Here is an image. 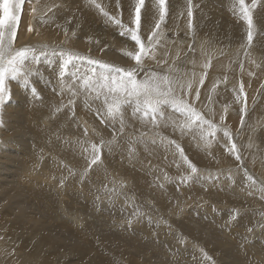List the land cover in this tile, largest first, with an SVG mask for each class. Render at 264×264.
<instances>
[{
  "label": "rangeland",
  "instance_id": "rangeland-1",
  "mask_svg": "<svg viewBox=\"0 0 264 264\" xmlns=\"http://www.w3.org/2000/svg\"><path fill=\"white\" fill-rule=\"evenodd\" d=\"M183 1L185 3L182 2L183 5H180V1L179 0H172V1L171 0H167V3H168L167 6H169L168 7L169 11L167 13V16L168 15L170 16L171 15L170 12L172 11V8H176V7H181V9H182L181 12L188 13L189 12V8L190 9L192 8L193 10L196 9V6L194 4H197V3L201 2V1H204V0H183ZM236 2L238 3V0H236ZM245 2H247V0ZM227 3L230 4L229 1H227ZM171 6H173V7H171ZM220 6L221 5H219L218 8ZM221 7L219 9L221 11H223V8H221ZM257 7L253 8V11H252V16H253L252 22H253V20L254 21L256 20V15L255 14H256ZM192 9H191V13H192ZM260 9H262V11L264 12L263 4H262L261 7L259 6V9H257V14L259 13L258 14L259 16L262 15V11ZM228 10H225L223 12L226 13V14H229L230 10L229 11ZM38 12H39V9L35 8V11H32V13L30 15L33 18H35L36 14H38ZM157 14H159V12H157ZM205 18H207V19H205ZM205 18H204V22L207 20L208 21V25L206 24L207 21L205 22L206 25L203 22V26H205L206 28L205 27L201 28V30H199V31H198V29H196L198 27L195 28L193 26L194 22L192 20H191V23H190V21L188 22L189 25L192 24L191 29H192V31L194 30L193 32L196 35V38L194 37L195 40H196V45H195L196 50L199 48L198 51H199V53L203 52L202 54H204V52L206 54H209L211 52L212 48H213L212 49L213 51L215 49L220 50L219 52H217L216 55L213 56V57H217V58L224 56V54H221V52H222L221 50H223L225 52H233V51H234V53L237 52V54H239V56L235 58L236 60L234 59V61H235L234 63L237 64V62L240 61L239 59H241L240 57L245 56L247 54L246 52L248 50V47H247L246 50L243 49L245 41L243 39L242 40L240 39V40H238V42L235 41L236 44L235 43L233 44L232 40H230V39L233 38V36H231L232 34H230V35L228 34L227 35V33H225V30H224L225 28L221 25V19L220 18H215V16H213V15H212V18H211V14H209V13H207ZM75 19H76V16H75ZM77 20H78V16H77ZM99 21L100 20H97L95 25L93 24L94 30H95V28L97 30V31H95L96 33L90 31V28L88 26L76 24L74 22L73 23H67L68 24V31L71 33L70 37L73 39V44L72 45L70 44V45L74 46V45L77 44L78 45L77 48H69V47H66V46H63L62 44H60L59 49H58V51H59L58 55L54 56V57L50 56L51 61L53 62L52 66H50V69H52V70H47V69L45 70V68L43 69V67H42L41 69H38V71H40V72H38V71L35 70V68H36L35 65H37L38 60L30 59L29 62H26L25 67H29L30 66L33 69V73L34 74L29 76V78H28L29 81H27V84L18 85L16 80H18L19 78L16 79V80H9L6 83V85H11L12 84V86H14V88H16L14 90V92L16 90H17L16 92H19V90L23 89V87L29 86L34 91L33 95H36V94L38 95L39 94L42 97L44 95H47V96L50 95L49 97L52 99V103H51L50 108H48L47 111H44V113L39 114V121L36 120V124H39L40 126L39 125L38 126L40 128H42L43 131H44L45 128H47V129H45V132H46V130H48V128L49 129L52 128L53 131H54L53 132V136L56 134L58 137L56 135L54 137H52V139H48L49 138L48 137L46 139V142L48 144L43 142V144L45 143L50 148H47L45 144H44L45 146L42 145V147L39 148V150H37V152H39L38 154L42 153V151H43L44 154L42 153V154L39 155L41 157H39L38 154L36 155V153L34 155L35 151H32L30 149H29L30 151H27V153L29 154V157H31V158L34 155L35 157H38L37 158L38 160L39 159L43 160V161L41 160L42 162L40 161L39 164H38V163H35L33 161V160L36 161V159L32 160L31 158H29L28 160H30V161L28 163L33 164V162H34L35 164H33V165L36 166V169L38 168L37 170H39L40 168L43 167L42 168V169H44L43 172L45 173L46 176L49 175V180L50 181L51 180H55V181H57V184L60 183V185H57V186H54V185H51V184L42 185L41 187L44 186L45 190L44 189L43 190L45 191V194H48L50 196L49 199H51L52 201H47V202L46 201H44V202L42 201V203H41L42 197H41V194H40L37 197V201H39V204L41 203V205L44 207V204L46 203L45 207H48V206H50V204L52 202L54 203V201H56L58 203L55 202L53 204V206H52V207L56 208V210L54 209L56 212L54 211L53 213L56 214L57 217L59 216L60 219L63 217L64 219L62 218V220H61L62 222L64 220V223H66L68 225H70V223H71L72 227L74 229H81L82 226H83L81 223L83 221H84V223L89 224V222H91V219H93L92 222L95 220L93 224L96 223V225H98V226L100 225L99 227L98 226L96 227L97 229L98 228L99 229L103 228V230L100 229L101 233L103 232V233L107 234L108 236H112V235L113 236H115V235L116 236H120L119 239L122 238V235H123V234H121V232L124 233L126 231V229H124V230L122 229L123 228L122 225H124V223H129L132 220V218L133 219L134 218L140 219L142 221L143 225L148 224V226H149L148 232H152L153 233V234H150V236L153 235V237L151 236L152 237V240H151L150 239L151 237L148 235L149 233L146 232L147 230L144 231V233H145V234H143L144 235V240L148 239V240L152 241L153 243H155L157 245H161L163 247V249H165V250H166L167 247H165L164 244L167 245V242L161 240V238L159 239L160 233L161 232H166L167 234H173L174 236L178 237L177 238L178 239L177 240V245L175 246V248L173 246L172 248H170L169 253H168V251H166L167 254L165 253L167 255V256L165 255L166 256L165 257L166 261L167 260L170 261L173 258V256H174L176 264H182V262H183V264H187L188 261H183V260H187V258L189 260H192L191 263L188 262V264H216V263L217 264L218 263L219 264H233L229 258H231L230 256H232V255L235 256L234 254H236V252L234 254H232V255L230 253L234 252L238 246L241 247V248L243 247V249H244L245 245H247V246L249 245L251 247H254V249L256 250L257 253L255 254V253L252 252L253 255L255 254L254 256L252 255V253L251 254L249 253L248 255L246 254V257L245 258L242 257V259H241L239 264H264V263H261V260H260L261 258L262 259L264 258V250H263L264 249V238L260 234H254L253 235V229H254L253 227H250L252 229V234L250 233V231L247 232L248 229L244 227V218L245 217L255 216L256 214H258V216H261V218H264V184L262 182L257 181L256 179H253L252 176L249 173L245 172V170L242 169V167H241L243 165V161L242 160H245V162L247 164L248 163H253V162L255 163V161H256L257 163H259L262 166L261 170H262V173L264 174V155H263L264 154V145H263L264 144L263 143L264 142V138H263V136H264L263 135L264 134L263 133V131H264V120H263L264 119V114H262V113H264V106H263V102L264 101H262V103H261V105L263 107H261L260 104L259 105L257 104L256 106H254L255 108L253 107L252 112H250L251 114L248 115V117H247V118H249L247 120H251V121H247L246 123L242 124V122L245 121L244 117H245V115L248 112L247 110L249 108H252V106L248 107V104L249 103L252 104V103H254V101L249 99V102L247 104V99H246L247 97H245L243 94L239 93V94H236V95L234 94L235 96L232 95L233 100H234V97H235V102H234L235 105H234L233 102H229L228 103L227 100L219 97L217 94H216L217 95L216 96L215 93H214L212 95H207V96H209L211 98L205 97V100L207 102H205V100L204 101L201 100L204 103L203 106L201 105L202 106V109H201V107L199 105H197V104H199L200 101L198 103H196L197 100H198V97L201 94H199L200 93L199 91H197L196 93L194 91L192 93L193 96L191 95L193 97L191 102H192V104H193V102H195L193 105L196 106L197 110L195 108L194 109L197 112H199L200 115L203 114L202 116L204 117V119L206 118L205 119L206 121H210L212 124H214L216 126L215 130H214V135H207V133L213 131V130L208 128L207 124H203V125H200V126L194 125L191 129L182 128L181 125H183L185 123V117L181 113L177 112L171 106H165V110L170 107L169 110L170 111L171 110L174 111V113L176 115H178V117H176L177 120L174 123H172V125H174L173 126L174 129L178 130L182 134L184 133L183 135H185V137L182 138L181 141L178 138H175L172 134L164 133V131H162V130L160 131L159 129H157V128L155 129L154 127L147 128V130H149V133L151 134L150 138H151V142L152 143L149 142L150 144L147 143V141H150V140L147 139L148 137L147 138L145 137L146 136L145 134H147V133L144 131V129H141V130L137 129L136 131H139V132L144 131L145 134H141L139 132H137V133H135V132H133V133L132 132H127V133H129V134H127L125 132L127 129H124L125 131L123 130L122 132L119 131V130L117 131V128H116L117 126H115V124L117 123V121L119 119H117V120L116 119H112L106 114L107 113V109H106V106L104 107L102 99H100V100L90 99V100L85 102V99H84L83 95H73V91L72 90H75L76 92H79L80 91L79 87H72V90H69L68 87L65 88V90L63 92V95H64L65 98L61 97L62 94L58 95L59 92L56 91V88L60 87V86L57 87V82L62 81V79H60V77H59L60 75L57 76L58 78L56 77L57 73L60 74V72H59L60 71V66L62 65L60 63V61L62 59V54L60 53V50H64L67 54H75V55H78V56L85 57V59L82 60L84 63H81L80 60H72L73 64L68 67L67 71L69 72V75H70L69 76V83H68L69 86L71 85V83L75 79H77L79 77H83L86 74H91L90 71H92L93 69L95 70V73H97V74H99L101 72H106V73L110 72L109 70H105V69L100 68L99 65L97 66V68H94V65L89 64L87 62L88 59L92 60V58H94L95 60L104 61L106 64H111L114 67H115V64L116 65H120V66H124V67H129L128 66L129 63H130L129 64L130 66L133 65L132 61H134V60H132L130 58L128 53H130V52L134 53V51L138 47L135 45V42L130 39V34L121 35V33L124 32L126 29H129V28H132V27L125 26L123 22H121V24L124 27H121L120 25H117V24H115L113 22L118 27L116 26L117 27L116 28L115 25H114L115 28L112 29V28L107 27L108 25L106 24L105 21H100V22ZM243 21H245V20L243 19ZM188 23H186V25H188ZM96 24H99V25H96ZM144 25H145V23H144ZM186 25L184 23L183 26L179 27L180 29L182 28V30L178 33L179 36H177L175 38L184 40V38L187 37L186 39H189L188 38L189 36L185 35L186 33L183 30L185 28L184 26H186ZM89 26L92 27L91 25H89ZM95 26H97V27H95ZM132 26L134 28L135 25L133 24ZM254 26H256V27H254ZM80 27L84 28V29L81 30V29H79ZM253 27H254V31L257 30V33H258L259 30H261L260 28H258L259 25H253ZM169 28L170 27H167V24H165L164 27H160L159 31L160 32L166 31ZM18 31H19V28L17 27V33H18ZM145 31H146V33L148 35L151 34V32H150V30L148 28ZM219 31L222 32V33H219ZM82 32H84V34H86L88 37L85 36ZM214 32H217V33H214ZM102 33H104V35ZM107 33H109V34L107 35ZM142 33H144V32L142 31ZM221 34H223V35L221 36ZM37 35H39L41 37V39L44 41L43 49L45 47H48L49 44H52V41L56 40L54 37L49 36L46 33H44V34L38 33L34 29V27H32L31 40H29L25 45L30 47V48H32V49H34V51H35V46H37L38 48H41V46H40L41 44L35 43V37ZM206 35L210 36L211 38L210 37L208 38ZM103 36H104V38H103ZM105 36H108V38H105ZM172 36L169 33V34L166 35V38H168L169 42L173 43L175 40L177 41V39H175ZM212 36H213V39H214L213 40L214 43L212 42ZM215 36H217V37H215ZM219 36H221V37H219ZM230 36L232 38H230ZM141 38H142V36H141ZM194 38H193V40H194ZM201 38L204 39V41L198 40V39H201ZM104 39L110 40V42L115 44V46L105 48L104 44L108 45V43L107 42H103V41H105ZM221 39H222V41H221ZM86 40L90 41L91 44L86 43L85 42ZM185 40H184V43H183L184 46H185V43H186ZM176 41H175V43H176ZM227 41H229V43ZM144 42H145V39H144ZM197 42H199V43L203 42V43H201L200 46H199V45H197L198 44ZM225 42H226V44L224 45ZM212 43H213V45H212ZM86 45H87V47H86ZM220 45H222V46L220 47ZM15 46L16 45L14 43L13 47H15ZM129 47H131V48H129ZM235 47L238 50L235 49ZM126 48L127 49L129 48V50H131V51L124 52L123 49H126ZM244 50H245V52H244ZM174 51L175 50H173V52ZM48 53L49 52H43V50H42V52L40 54H42L41 56L43 57V56H46V54H48ZM222 53H224V52H222ZM170 54H171V57H172L171 59H173L174 56L176 55L175 61L173 63V66L176 67L181 73H186L187 77H189V79L191 78L193 80V85L191 87V89H192L196 85V83H197L196 81H198V77H197L196 73L198 72L199 68L192 67L191 63L189 64V62H191V61L188 58H186L184 55H182V54L179 55L177 50H176V53H173V54H172V50L171 51L168 50L167 52L165 51L163 53V56H165L164 58H166ZM259 58L261 59V60L259 59V65H260L259 68L261 69V67L263 68L262 65L264 64V60H263L264 56L263 57H259ZM39 59L41 60V57ZM150 59H153V58H150ZM247 59L251 60L252 57L248 56ZM153 61H154V59H153ZM157 63H158V61L155 60V64H157ZM165 67H167V69H168L169 64H167ZM167 69L166 70L163 69V71H160V72L156 71L155 73H160L161 75H163L164 73H166ZM189 69L190 70L192 69L191 73H190ZM203 70H204L203 75L205 76L206 75V70L205 69H203ZM42 71H43V73H45L44 75L41 74ZM149 72H150V70L148 69V65H144V70L135 71V75H136V78L142 76V78L146 79V77L149 75ZM55 73H56V75H55ZM72 73H75L76 76L74 77L72 75ZM45 76H47V78ZM245 76H247V75H245ZM247 77H249V78L248 79L245 78V80L250 81V80H252L253 75L251 77L250 76H247ZM142 78L139 79V80H143ZM248 81H245V83H247ZM254 82H255V84L252 85V86H254V88H256L255 85L257 84V80L254 79ZM221 84L224 85L227 88V90H230V89H228L229 86H227L225 84L224 78H223V82H221L220 86H218L219 88L223 87ZM247 84L249 85V82ZM247 84H246V86H248ZM35 85H36V87L38 89L39 88L41 89L40 92H38L39 90L36 89ZM61 87H64V86H61ZM191 89L185 88L184 89L185 93L184 92L181 93L182 97H184V94L187 93V90L190 91ZM54 93H55L56 96L54 95ZM261 94L263 95L264 92H262ZM51 95L56 97V98L59 97V99H55ZM92 95L95 96L94 94H92ZM194 95H196V96H194ZM218 97L220 99H218ZM61 98H63V101H62ZM212 98L213 99L216 98L215 102H218L217 103L218 105L220 104L219 105L220 108H219L218 111L221 114L223 112L222 115H220L218 113V111H216V114L214 113V111L209 112L210 115H208V114H206L205 109H203L204 106L206 107L208 105L209 101ZM251 98L253 99V97H251ZM60 99H61V101H60ZM65 99H66V102H65ZM221 99H223V100L219 101ZM78 100H79V102H78ZM70 101H71V103H70ZM63 102H65L66 104L64 103V105H63ZM223 103H225V104H223ZM230 104H231V107H230ZM87 105H88V107H87ZM224 105H226V106H224ZM228 105H229V108H227ZM52 106H54V107H52ZM77 106H78V108H77ZM259 107L261 109L263 108L262 111H260ZM59 108H61L60 110L62 111L61 112L59 110L60 113L58 111ZM240 108H242V109H240ZM73 109H75L77 111L75 112V110H73ZM221 109H222V112L220 111ZM229 109H233V110H231L232 112L234 111L233 116L234 115L236 117L239 116L240 119L242 118V121L239 120L238 118H235V122L234 123L231 122L230 119L228 118L229 116H232V115H229V113H228L230 111ZM87 110H88V112H87ZM224 110H225V112H224ZM253 110L255 111L256 115L251 116V115H253L252 113H254ZM18 111H20V110H18ZM72 112H73V114L77 113V112L78 113L76 114V116H74L75 114L72 115L71 114ZM64 113H65V116L63 115ZM68 113L71 114L72 116L69 115ZM84 113L87 114V117H86V115ZM224 113L225 114L227 113L229 116L225 115ZM78 114H79V116H78ZM62 116H64V117H62ZM89 116H91V117L89 118ZM150 116H151V114H150ZM82 117H86V118H84V120H82L83 119ZM251 117H253L254 119L253 118L250 119ZM259 118H260V122H255V121H259L258 120ZM165 119L169 122V125H170V121L167 118H165ZM43 120H45V121L48 120L46 123L47 124L52 123L51 126L50 125L45 126V125L41 124ZM53 120H55V121H53ZM71 120H73V122ZM123 120L125 121V117L124 116H123ZM252 120H254L255 125H254ZM60 121H61V123H60ZM69 121H71V122H69ZM80 121H82V122H80ZM87 121H89L90 123L87 122ZM107 121H109V122H107ZM177 121H179V122H177ZM176 122H177L178 125L176 124ZM65 123L66 124L69 123V124H67V127H66ZM82 123H85L88 128H86ZM237 123L239 125H241V126L244 125L243 129L245 131L241 128V131L236 132L235 130H236L237 126H238ZM249 123H251V124H249ZM256 123H257V125H256ZM258 123H259V125H258ZM61 124H62V126L64 128L61 126ZM246 124L249 125V126L250 125H253V126L249 127ZM93 125H95V126L93 127ZM259 126H260V128H259ZM15 127H19V128L25 129L26 131H30L29 123L27 122L26 118L20 120V122L15 124ZM72 127H74V128H72ZM105 127H106V129H105ZM111 127H112V129H111ZM95 128H96V130H95ZM226 128L228 129L227 132L229 133V136L231 137V141H229L228 137L224 136V131H225ZM255 128H256V132H255ZM150 129H151V131H150ZM229 129H231V131H229ZM259 129H262V132ZM103 130L104 131L105 130L108 131V136H106V135H104V133H102ZM114 130H115V132H114ZM201 130H203L204 134L207 135V140L209 141V143H207V145H206L205 141L203 139H201V135H202V131ZM155 131H156V133H155ZM193 131H195V132L197 131L196 135L197 136L199 135V137H196L195 135H193ZM242 131H244V132H242ZM259 131H260V133H259ZM45 132H44V135H45ZM57 132L60 133L59 135H61V136H59L57 134ZM63 132L65 134H63ZM153 132H154V134H153ZM131 133L132 134L135 133V134L131 136L130 135ZM93 134H94V136H93ZM163 134H165L164 137H163ZM260 134H261V136H260ZM100 135H102V136H100ZM254 135H255V137H254ZM41 136L42 135H40V136L38 135V136H35L34 138L31 137V136H29L30 138L22 137L23 140L19 139V141H18L19 144L16 141H15V143H16L17 147H21L22 148L23 143H25V144H28L29 142L31 143L32 141L38 139ZM114 136L116 138L115 142L113 144H111L109 147H105V148L102 149V156H101L102 158H101V160L97 164L93 165L91 169H88V164H89V162H90V160L92 158V145L93 144L100 145L101 141H104L106 143V141L112 140ZM256 136H259L260 140H259V138H257V140H258L257 141L255 139ZM248 138H250V139H248ZM252 138H253V140L251 141ZM9 139H10V141L14 142V138H12L11 136H10ZM72 139H75V141H77V140L78 141L75 142ZM97 139H99V140H97ZM197 140H199V141H197ZM247 140H248V143L246 142ZM49 141H50V143H49ZM71 141H72V145L74 144L73 145L74 147H71ZM183 141H185L188 144H190L192 146V150L186 144L185 145H186L187 148L183 147L184 146V142ZM256 141L258 143H256ZM155 142H157V143H155ZM259 142L263 143V144H260ZM75 143H77V144H75ZM31 144H34V143H31ZM37 144H38L39 147L41 146L39 141H38ZM151 144H153V145H151ZM232 144L236 145V151L235 152L231 151ZM155 145H156L157 149H156ZM197 146H198V148L201 147L200 149L207 148V149H205L206 150L207 159H205L203 162H201V160L198 157V155H196L195 152H194L195 149L197 148ZM250 146H252L253 150H251ZM44 147H46V149ZM163 147L166 149V152L160 153L161 150L158 149V148H163ZM69 148H76V152H78V153H74L73 152L70 155H66L68 153ZM78 148H80V149H78ZM189 149L191 151H189ZM49 150H51V151H49ZM120 150H121V152H119ZM147 150H148V152H147ZM180 150H182L183 156L187 158V161L190 162L191 165H193V166H195L197 168L198 171H197L196 174L193 175V173H191V169L188 167V164L185 163L184 159L182 158ZM30 152H33V154L30 153ZM50 152L59 153L63 157L62 156L58 157L57 154H55V155L50 154ZM136 152H137V155H136ZM257 152H258V156L261 159L258 158V156L254 157L255 155H257ZM45 153H48V154H45ZM110 155H112L113 157L110 156ZM251 155H252V157H251ZM223 156H225V157H223ZM237 156H239V159H237ZM108 157H109V160L107 161ZM45 158H46V160L48 159L47 161H51V162H47L45 160ZM224 158L228 159V160H226V163L228 161V163H229L228 165H230L229 167L236 168V170L234 168H232V171L237 172L238 174H240V176H239L240 179L238 178V176H237L238 174L237 173H235V176L237 178L236 180H235V176H231L232 174L230 176H228V174L223 173V171H226L225 167L228 166L227 164L223 165L221 163ZM240 160L242 161V163H241ZM135 161H136L137 164L135 163ZM117 163H118L119 166H117ZM138 163L142 164L143 166L138 164ZM48 165H50V166L52 165V166L50 167ZM139 165L141 167H139ZM45 166L46 167L48 166L49 168L47 167V169H46ZM120 166L122 168H120ZM118 167L120 169H122V172H120V169ZM123 168H127V169H131V168L135 169V168H137V170L136 169L135 170L138 173H140V176H142V174H144V178L146 179L145 185L148 186V187H151V188H155L160 195H163L162 198H164L165 204H164V202H162L163 201L162 199L160 200L158 198V200H157V197L152 196V195H154V193H151L152 195L144 194L143 192H140L139 190H137V188H135L133 185H131L130 182L128 183L127 182L128 179L126 180V177L133 178L134 174L132 172H130V171H127L126 169L123 170ZM138 168H141V169L144 168V170L142 169L144 172L141 169H138ZM229 169H231V168H229ZM256 171L259 172V169L256 168ZM215 173H216V175H215ZM26 174H27L28 179H29V177H32V174H29L28 171H26ZM200 174L201 175H206V176H211L212 175V178H213L212 181L215 182L214 185H216V183L218 182V180H217L218 177L219 178L221 177L220 174H224V176H225L224 179L228 183H230L231 181H234L233 183L237 187H236V189H234V188L231 189L230 187H228L227 188L228 194L225 195V196H222V197L220 196L219 197V196H217V194L213 195L212 192H210V191H208L206 189L205 185H202V179L200 177ZM187 175L188 176L192 175V177L188 178ZM218 175H220V176H218ZM53 176H54V178H53ZM122 176H123V179H122ZM197 176H199V178ZM153 177H155V178H153ZM230 177H232L231 180H229ZM92 178L96 179V182L94 183L95 185H97V184L99 185L101 183L100 184L101 186L97 185V186L94 187V184L90 183L87 186L88 190H87V187H86L84 192L80 191L79 189H77L78 188L77 184H78L79 180H89L90 179L93 182ZM121 179L124 180V181H121ZM154 179L156 180L157 184H156L155 181H153ZM159 179L161 180L160 183H159V181H160ZM69 180H71L72 182L71 181L69 182ZM250 180L252 181V185L254 186V188H251L249 186L250 183H251ZM248 181H250V182H248ZM1 182H2V180H1ZM73 184L75 186H73ZM79 184H80V182H79ZM91 184H92V186H91ZM65 185H67V186L65 187ZM76 186H77V188H76ZM188 188H190L189 189L190 191L188 190ZM191 188H192V190L196 189L198 191L195 190V192H193L194 190L191 191ZM50 189L51 190L53 189V191H51ZM47 190H49V193L47 192ZM59 190H61L62 194H64V192H67V191L68 192L65 193L64 195H61V193H59V195L62 196L61 197L57 193V192H60ZM70 191L72 193H74V194H72V193L70 194ZM88 191H90V192L88 193ZM95 191H97V192H95ZM176 191H177V194L175 193V195L174 194L171 195V193L176 192ZM128 193H129V195H128ZM180 193H181V195H180ZM69 194H70V196H69ZM85 194L88 195V196H86ZM90 194H92V195H90ZM94 194H96V195H94ZM81 195L83 196V198L84 197L88 198L89 196H92L93 198L90 200V198H91L90 197L89 198L90 202L88 200V204H86V202H87L86 198L83 199V201H84L83 202L82 201V197H80ZM169 195H170L171 198L169 197ZM198 195H199L200 198L198 197ZM71 196L72 197H74V196L76 197L77 196L76 198L77 199L79 198V200L77 201V199H75L76 201L72 202V201H74V199ZM131 196H133V198L136 199V201L138 200L137 203H141L140 206H139L140 209L139 208L136 209V207H138L137 205H139V204L136 205V203H135L136 201ZM52 197H53V199H52ZM167 197H169V198H167ZM176 198H177V200H176ZM200 199L201 200L203 199V200L201 201ZM207 199H208V202H206ZM62 200H65L67 202H64ZM155 200H156V202H155ZM92 201H93V203L97 202V204H99V205H97V204L95 205L93 203L91 204ZM30 202L32 203V201H30ZM68 202H70V203H68ZM117 202L120 203V206H118ZM130 202L132 204L134 203L133 206H132V204ZM175 202H177V203H175ZM205 202H206V205L208 203V207H211L210 211H212V212L207 213V216L204 217L203 216L204 210L201 207H202V205L206 206ZM74 203L77 206H75ZM210 203H212V204H210ZM89 204L92 205V206L94 205V207L91 208V206ZM116 204H117V206H114ZM125 204H126L127 208L126 209L124 208V209L126 211L123 210L124 211V212L122 211L123 214L118 215L117 216L118 219H117V217H115V214H116L115 212L118 211V210L120 211V209H122V207H123L122 205L125 206ZM64 205H65V207H64ZM88 205H89V208H88ZM32 206L34 207V204ZM70 206H71L72 209L68 210V208H70ZM97 206H99V207L97 208ZM109 206H110V208H109ZM76 207H77V210H76ZM111 207L112 208L114 207L113 209H115V211L113 209H111ZM63 208L64 209L66 208L67 212L70 213L71 215L67 214V212H65L66 210H64ZM93 208H95L96 211ZM117 208H119V209L116 210ZM194 208H195V210H194ZM199 208H201V209H199ZM134 209H136V210L133 211ZM62 210L64 211V213H63ZM199 210H202V211H199ZM155 211H157V212L155 213ZM72 212H73V214H75L74 217L72 215ZM125 212L126 213L130 212L131 214L127 213V215H126ZM181 212H183V213H181ZM166 213H168V214H166ZM76 214H78V215H76ZM81 214L83 216H81ZM96 214H98V215H96ZM109 214H111L112 217L109 216ZM155 214H157V215H155ZM119 216H120V219H119ZM141 216H142V218H141ZM75 217H76V219H75ZM84 217H86V218H84ZM127 217H129V218H127ZM99 218H100V220H99ZM110 218H112V219H110ZM115 218H116V220H115ZM187 218H188V220H187ZM67 219H69L70 221L68 220L69 221L68 222ZM83 219H85V220H83ZM76 220H78V222ZM189 220L191 222L193 221L192 222L193 225L190 223ZM198 220H200V221H198ZM72 221L77 222V224L75 222H72ZM96 221H98V222H96ZM147 221H148V223H147ZM151 221H152L153 225H152ZM206 221H208V222H206ZM258 221H260V220H258ZM185 223H187V224L185 225ZM73 224H75L76 227ZM187 225L188 226L190 225V227L192 229L190 227L188 228ZM235 225L237 227H235ZM110 226L111 227L113 226V227L110 228ZM154 226L155 227L157 226V228H156L157 231H155V230L153 231V229H155ZM120 227H122V228H120ZM150 227L153 228V229H151ZM195 227H198L197 230L199 229V231H197ZM187 228L192 230L193 232L190 234V232H189L190 230L188 231ZM193 228H195V229H193ZM130 231H132V229ZM176 232H178V233H176ZM197 232H200L201 234H198ZM262 232H264V231L262 230ZM117 234H119V235H117ZM192 234L197 235V237L195 238V235L193 236ZM156 235L158 237H155ZM135 236L137 238L140 237L139 240H141V238L143 239V236H140L139 233L138 234L136 233ZM1 237H0V240L2 241L3 238H1ZM86 238L89 240L88 237H86ZM188 239H189V241H187ZM95 240H98L96 236H95ZM95 240L91 239V241L95 245L101 246L100 243L95 241ZM190 241H192V242H190ZM257 241H259V243ZM163 242H164V244H163ZM189 242H190L191 245L189 244ZM195 243H196V245H195ZM242 244H243V246H241ZM193 245H195V246H193ZM196 246H197L198 249H196ZM192 247L193 248L195 247V248L193 249ZM257 248H258V251H257ZM100 249H102V248H100ZM260 249H261L262 253L258 254V252H260ZM108 250H109V253H108L109 254V258L112 259L111 262L113 264H117V263L121 264V261H119V256L117 257V255H118L117 254V249L113 250V248H112V249H108ZM203 250H205V251L209 250V251L205 252ZM111 251H112L113 255L110 253ZM226 251H228V252H226ZM101 252H102L103 255L107 254V253H104L106 251H104L103 249H102ZM242 252L245 254L244 250ZM203 253H204V255H203ZM56 254H58L57 255L58 258H57V256H54ZM68 254L70 255V253H68ZM180 254H182V256ZM61 255H62V252L60 253V251H59V253L54 252L53 259L55 261H57V260L59 261ZM110 255H112V256H110ZM169 255L170 256L172 255L171 256L172 258H170ZM178 255H180V256H178ZM183 255L186 257V259H184ZM261 255H262V257H261ZM104 256H106V255H104ZM156 256L157 255H155L154 253H152V257L150 256L153 259L154 262H156V260H159L158 256L157 257ZM247 256L248 257L251 256V257L248 259ZM182 257H183V259H182ZM116 259H117V261H116ZM70 261H71L72 264H82V262H80L76 258H73ZM113 261H115V262H113ZM234 263H236V262H234Z\"/></svg>",
  "mask_w": 264,
  "mask_h": 264
},
{
  "label": "bare ground",
  "instance_id": "bare-ground-1",
  "mask_svg": "<svg viewBox=\"0 0 264 264\" xmlns=\"http://www.w3.org/2000/svg\"><path fill=\"white\" fill-rule=\"evenodd\" d=\"M172 1V0H171ZM180 1V5H183L182 2H184L183 0H179ZM227 1L230 2L227 3ZM246 1V0H245ZM95 3L96 4H99L101 6V8L103 9V11H101L99 8H96L94 4L90 3V0H25V3L24 5L22 6V9H21V19L18 23V28H19V31L17 33V38L15 40V47L16 49H19L20 47H28L26 46L25 44L31 40V33L32 31H29V27H34V29L38 32V33H41V34H44L46 33L47 35L49 36H52L54 37L56 40L55 41H52V44H49L48 47H45L43 49V46H44V41L41 39V37L39 35H37L35 37V43H39L41 44V48H38L37 46H35V51L32 52L30 54V59L32 60H35L34 58L38 57V63L37 65H35V70L38 71V69H41L43 67V69L45 68V70H52L50 69V66H52L53 62L51 61V58L50 56L54 57V56H57L58 55V49H59V46L60 44H62L63 46H66V47H69V48H77L78 45H74V46H71L73 44V39L70 37V32L68 31V24L67 23H76V24H80V25H85V26H88L90 28V31L92 32H95L97 31L96 28L94 30V26L93 24L95 25V23L97 22V20H100V21H105L106 24L108 25L107 27L109 28H112L114 29L117 25H115L113 23V18L115 19H119L121 22L124 23L125 26H128V27H132L133 28V23H132V19H133V16H134V10H135V3H136V0H95ZM174 3V2H173ZM179 3V2H178ZM185 3V2H184ZM217 5H215V4ZM170 4V3H169ZM193 4V3H192ZM259 4V5H258ZM263 4L264 6V0H255V4H253V0H247V2H245V6L249 7L251 9V13L253 11V8H256L257 6V9H259V6L261 7ZM168 3H167V0H166V9H167V12H166V16H165V19L164 21L161 23V27H164L165 24H167V27H170L169 29H167L166 31H162L161 33L163 34L159 43L156 44L155 46V56H154V61L153 59H150V58H145V61L143 63V66L142 67H139V68H136V71H142L144 70V65H148V69L150 70L149 74L151 73H155L156 71H163L167 69V67H165L167 64H169V66H173V63L175 61V58H176V55L174 56L173 59H171V54L164 58L165 56H163V53L168 50H172V54L173 53H176V50L178 51V54L179 55H184L186 58H188L191 62H189V64L191 63V66L192 67H195V68H199L198 72L196 73L197 77H198V81H196V85L189 91L187 90V93L184 94V97L188 103H190L193 99V92L195 91V93L197 91H199L201 94L199 97H198V100L196 103H198L199 101V105L202 109V106H203V101L205 100V97H209L207 95H212L215 93V95L217 94L219 97L225 99L229 102H235V97H234V100L232 98V95L235 96L236 94H243L245 97H247V104L249 102V99L254 101V103L252 104H248V107L252 106V108H249L247 111V114L245 115L244 117V120L242 122V124L246 123L247 121H251V120H247L249 118L248 115H250L252 112V109L254 106H256L257 104L261 107L264 106V102H263V106L261 105L262 101H264V94L262 95L261 93L264 92V64L262 65L263 68L261 67V69L259 68V57H263L264 56V12L262 11V9H260L262 11V15L259 16L257 14V9H256V20L254 21L253 20V25H259L258 28H260L261 30L258 31L257 33V30L254 31V26L253 27V37H252V40L251 42L248 41V25L245 21H243V18H242V15L239 13V4L236 2V0H204V1H201L197 4H194L196 6V9H192V14L191 16L188 15V13H183L181 12V7H176V8H172V11L170 12V16L168 15L167 16V13L169 11V6H167ZM172 5V4H171ZM193 5V6H194ZM221 5L220 7L223 8V11L225 10H228L230 13L229 14H226L224 13L223 11H221L218 6ZM235 5V7H234ZM175 6V5H174ZM177 6V5H176ZM231 8H230V7ZM173 7V6H171ZM33 8H38L39 9V12L38 14H36L35 18H33L30 14L32 13L33 11ZM232 11V12H231ZM157 12H159V7H158V4L156 2V0H145V5L142 9V19H141V28H140V35L142 36V41H144L145 39V42H147V38H148V34L146 33V29L148 28L150 30V32L152 33V30L155 28V24H156V21L159 19V14H157ZM187 12V11H186ZM104 13H107V15H105ZM207 13L211 14V18H212V15L215 16V18H220L221 19V25L225 28V33H227V35L229 34H232L231 36H233V38L230 36V40H232V43L234 44L235 41L238 42V40H244V46H243V49H247L248 47V50H247V54L245 56H242L240 57L241 59H239L237 62V64H235L234 62V59L236 57L239 56V54L234 53L233 52H225L223 50H221V54H224V56L222 57H213L214 55L217 54V52H219L220 50H217L215 49L214 51L211 49V52L209 54H206L204 52V54H202L201 52L199 53L198 49L196 50L195 48V45H196V35L195 33L192 31L191 29V26L189 25V21L191 23V20L194 22L193 23V26L199 30H201V28H204L205 26H203V22H204V18L206 17ZM75 16H76V19H75ZM77 16H78V20H77ZM111 18V19H110ZM208 18V17H207ZM205 18V19H207ZM252 19H253V16H252ZM99 21V22H100ZM207 21V20H206ZM205 21V22H206ZM219 21V20H218ZM217 21V22H218ZM204 22V24H205ZM145 23V25H144ZM185 23H188V25L184 26L183 30L185 31V35H188L189 39H186L184 38L185 40V46H184V40H181V39H178V38H175L178 35V33L182 30V28L180 29L179 27L183 26ZM216 23V22H215ZM100 24V23H99ZM99 24H96V25H99ZM208 25V21L206 23ZM205 24V25H206ZM217 24V23H216ZM89 25H91L92 27H90ZM115 25V27H114ZM220 25V26H221ZM63 27V28H62ZM97 27V26H95ZM100 27V26H99ZM106 27V26H105ZM118 27V26H117ZM116 27V28H117ZM124 27V26H123ZM135 27V26H134ZM206 28V27H205ZM257 28V29H258ZM79 29H84V28H79ZM126 29V28H125ZM219 29V28H218ZM222 29V28H221ZM256 29V28H255ZM109 30V29H108ZM206 30V29H205ZM204 30V31H205ZM142 31L145 33H142ZM203 31V30H202ZM216 31V30H215ZM223 31V30H222ZM105 32V31H104ZM84 34V32H82ZM96 33V32H95ZM171 34L172 37H174L175 39H177L176 43L175 41L172 43V42H169L168 38H166V35L167 34ZM184 33V32H183ZM214 33H217V32H214ZM213 33V34H214ZM219 33H222L219 31ZM104 35V33H102ZM109 33H107L108 35ZM212 34V33H211ZM85 36H87L86 34H84ZM91 35V34H90ZM223 34H221L222 36ZM225 35V34H224ZM102 36V35H101ZM182 36V35H181ZM191 36V37H190ZM208 38L210 36L206 35ZM219 36V37H221ZM88 37V36H87ZM97 37V36H96ZM185 37V36H184ZM195 37V38H194ZM204 37V36H203ZM217 37V36H215ZM214 37V38H215ZM227 37V36H226ZM45 38V37H44ZM104 38V36H103ZM105 38H108V36H105ZM194 38V40H193ZM211 38V37H210ZM223 38V37H222ZM173 39V38H172ZM225 39V38H224ZM228 39V38H227ZM105 41L103 42H107L108 45L104 44L105 45V48H108V47H112V46H115V44L111 43L110 40L108 39H104ZM174 40V39H173ZM172 40V41H173ZM198 40H202L204 41V39H198ZM207 40V39H206ZM210 40V39H209ZM213 36H212V42H213ZM216 40V39H215ZM100 41V40H99ZM222 41V39H221ZM86 43H89L91 44L90 41H85ZM206 42V41H205ZM211 42V41H210ZM229 43V41H227ZM200 46L201 43L197 42ZM214 43V42H213ZM212 43V45H213ZM217 43V42H216ZM222 43V42H221ZM71 44V45H70ZM175 44V45H174ZM226 44V42L224 43V45ZM236 44V43H235ZM242 44V43H241ZM217 45V44H216ZM240 45V44H239ZM18 46V47H17ZM91 46V45H90ZM183 46V47H182ZM198 46V47H199ZM205 46V45H204ZM222 45H220L221 47ZM87 47V45H86ZM132 47V46H131ZM129 47V48H131ZM138 47V46H137ZM129 48L127 49H123L124 52H129L131 50H129ZM226 48V47H225ZM234 48V47H233ZM235 49H237L235 47ZM242 49V48H241ZM49 52L48 54H46V56H41L42 54H40L41 52ZM138 48H136L135 51H137ZM173 50H175L173 52ZM182 50V51H181ZM232 50V49H231ZM238 50V49H237ZM244 50V52H245ZM134 51V52H135ZM198 51V52H197ZM202 51V50H201ZM204 51V50H203ZM60 53L62 54V59L60 61L61 64L64 63V61L67 59V53L64 51V50H60ZM227 54V55H226ZM168 55V54H167ZM250 56L252 57V61L250 59H247V57ZM41 57V60L39 59ZM170 57V58H169ZM179 57V56H178ZM177 57V58H178ZM181 57V56H180ZM243 58V59H242ZM183 59V58H182ZM92 60H95L94 58H92ZM155 60L158 61L157 64H155ZM236 60V59H235ZM261 60V59H260ZM264 60V59H263ZM99 61V60H97ZM81 63H84L82 60H80ZM102 63H105L104 61H100ZM133 62V65H129V67H124V66H120V65H116L115 64V67L116 68H123V69H133L135 68V61H132ZM177 62V61H176ZM73 64V62L69 63L68 66H67V70H68V67L71 66ZM106 64V63H105ZM110 66H112L113 68H115L113 65L111 64H108ZM207 65V67L205 68L204 66ZM98 65H94V68H97ZM190 66V67H191ZM189 68V67H188ZM42 69V70H43ZM206 70V75L204 76L203 73H204V70ZM44 70V71H45ZM89 70V69H88ZM190 70V69H189ZM90 71V70H89ZM40 72V71H38ZM60 72V71H59ZM92 71H90L91 73ZM192 72V69L190 70V73ZM42 75H44L45 73H43V71L41 72ZM100 74V73H99ZM99 74L96 73L97 76H99ZM107 74H111V72H108ZM160 74V73H159ZM56 75V73H55ZM60 75L57 73L56 77ZM87 75H90V74H86L84 76H87ZM252 76L253 75V78L252 80L248 81V80H245L248 79L249 77L247 76ZM51 76V75H50ZM69 72L67 71V75L62 79L60 76V79H62V81H59L57 82V87L59 88H56V91L59 92L58 95H61V97L65 98L64 95H63V92L65 90V88L68 87L69 90H72V87H79L80 88V84L82 83V81L80 79H75L71 85L69 86L68 83H69ZM192 76V75H191ZM190 76V77H191ZM47 78V76H45ZM58 78V77H57ZM142 76L138 77L137 79H141ZM147 78V77H146ZM189 79V77H187ZM201 78H203V83H200V80ZM223 78H224V82L228 87V89L230 90H227V88L222 85L223 87H218L220 86V83L223 82ZM51 79V78H50ZM144 79V78H142ZM191 79V78H190ZM254 79L257 80V84L255 85L256 88H254V85L255 82H254ZM58 80V79H57ZM17 81V84L18 85H21V84H27V81H29L27 79V81L23 80V79H18L16 80ZM245 81H248L249 82V85L247 83H245ZM263 82V83H262ZM246 84L248 86H246ZM14 85V84H13ZM61 86H64V87H61ZM36 87V85H35ZM39 87V86H38ZM16 88H14V86L11 85H6V99L4 100L3 104H0V237L3 238L2 241L0 240V264H72L70 260H72L73 258H76L78 259L80 262H82V264H113L111 262V258H109V250L108 249H112L113 250H116L117 249V257L119 256V261H121V264H176V261H175V258L173 256V258L170 256V258H172L170 261H166L165 257L167 256L166 254V251H168L169 253V250L170 248H172L174 246L177 245V238L176 236H174L173 234H167L166 232H161L160 233V236H159V239L161 238V240L163 241H166L167 242V245L164 244L166 248L163 249V247L161 245H157L155 243H153L152 241L150 240H144V231L148 232V224L146 225H143L142 221L140 219H137V218H132V220L129 222V223H124L123 230L126 229V231L124 233L121 232L122 235V238L119 239L120 236H108L107 234L105 233H101L100 229L96 228L98 225L93 224L94 221L92 222L93 219H91V222H89V224L87 223H84V221L80 223L83 225L81 229H74L72 227V224L70 223V225L64 223V220L63 222L61 221L62 218L60 219L59 216L57 217L56 214H54L53 212L56 210V208L52 207L53 204L56 202L54 201V203L50 202V206L48 207H45V204H44V207L41 205L42 201H52L50 198V196L48 194H45V189H44V186L41 187L42 185H48V184H51V185H54V186H57V185H60L57 184V181L55 180H49V175L46 176L45 173L43 172L44 169L40 168L39 170L36 169V166L33 165L35 163H38L42 160V159H37L38 157H35V153L36 155L39 153L37 152V150H39V148L43 146H45L47 143L46 142V139H52L53 136V129L52 128H48V130H46L45 132V128L44 131L42 130V128H40L39 124H36V120L39 121V114L41 113H44V111H47L48 108H50L51 106V103H52V99L47 96V95H44L43 97L41 95H33L34 94V91L32 90L31 87L29 86H25L23 87V89H20L19 92H14ZM36 89H38L36 87ZM222 89V90H221ZM40 92L41 89L39 88L38 89ZM56 93V92H55ZM54 93V95H55ZM185 93V92H184ZM194 93V94H195ZM95 95V93H93ZM235 94V95H234ZM192 95V96H191ZM216 95V96H217ZM52 96V95H51ZM56 96V95H55ZM191 96V97H190ZM196 96V95H194ZM215 96V97H216ZM229 96V97H228ZM54 97V96H52ZM218 97V99H220ZM231 97V98H230ZM253 97V99L251 98ZM55 99H59L54 97ZM53 98V99H54ZM63 98L62 101H63ZM197 98V97H196ZM211 98V97H209ZM217 98V97H216ZM215 98V99H216ZM60 99V101H61ZM195 99V98H194ZM215 99H211L208 103V105L203 109H205V112L206 114L210 115L209 112H212L214 111V113L216 114V111L219 110L220 108V104L218 105L217 103L218 102H215ZM223 99L219 100V101H222ZM231 99V100H230ZM96 100V99H95ZM196 100V99H195ZM194 100V101H195ZM203 100V101H201ZM209 100V99H208ZM57 101V100H56ZM84 101V100H83ZM65 102H66V99H65ZM63 102V105L64 103ZM79 102V100H78ZM81 102V101H80ZM86 102V101H85ZM96 102V101H95ZM205 102H207L205 100ZM237 102V101H236ZM76 103V102H75ZM195 102H193L194 104ZM66 104V103H65ZM77 104V103H76ZM82 104V103H81ZM86 104V103H85ZM192 102L190 103V105L196 109V106L193 105ZM217 104V105H216ZM225 104V103H223ZM232 104V105H233ZM244 104V103H243ZM75 105V104H74ZM79 105V104H78ZM202 105V106H201ZM235 105V104H234ZM76 106V105H75ZM74 106V107H75ZM226 106V105H224ZM54 107V106H52ZM88 107V105H87ZM93 107V106H92ZM105 107V105H104ZM230 107H231V104H230ZM73 108V107H72ZM78 108V106H77ZM133 107L132 106H126L124 112H123V116L125 117V121H124V129H127L125 132H139V131H136L137 129L138 130H141V129H144V131L147 133L145 134L144 131L142 132H139L141 134H145L146 138L149 139L150 141H147L148 144H150L149 142H151V138H150V133H149V130H147V128L149 127H154L155 129H159L160 131H164V133H168V134H172L175 138H178L180 141L182 138L185 137V135H183L181 132H179L178 130L174 129V125H172V123H174L177 119L176 117H178V115H176L174 113V111H170L169 108L165 110L164 108V113H165V118H167L169 121H170V125H169V122L165 119L166 123H162L159 119V117H157V123L156 124H153L151 123V119L152 117L150 116H147V117H142V114L141 113H135L132 109ZM222 108V107H221ZM229 108V105L228 107ZM226 108V109H227ZM233 108V107H232ZM255 108V107H254ZM258 108V107H257ZM61 108L58 109V111L60 110ZM80 109V108H79ZM90 109V108H89ZM242 109V108H240ZM260 111H262V109L259 107ZM17 110V111H16ZM20 110V111H18ZM51 110V109H50ZM64 110V109H63ZM75 110V109H73ZM81 110V109H80ZM197 110V109H196ZM230 111L228 112L229 115H232V116H229L227 113L225 115H228L229 119L231 122H235V118H238L239 120L242 121V118L240 119L239 116H233L234 114V111L232 112L231 110L233 109H229ZM57 111V112H58ZM61 111V110H60ZM59 111V113H60ZM77 110H75L76 112ZM222 112V109L220 110ZM254 111V110H253ZM62 112V111H61ZM88 112V110H87ZM225 112V110H224ZM78 113V112H77ZM77 113H74L73 112L71 113L72 115L76 116ZM81 113V112H80ZM106 113V112H105ZM219 113V111H218ZM255 113V111H254ZM252 113L253 115L251 116H254L256 115V113L254 114ZM259 113V112H258ZM69 114V113H68ZM69 114V115H71ZM85 114V113H84ZM103 114V113H102ZM220 115L222 114L219 113ZM236 114V113H235ZM242 114V113H241ZM264 114V113H262ZM56 115V114H55ZM59 115V114H58ZM61 115V114H60ZM65 116V113L63 114ZM71 115V116H72ZM86 117H87V114H85ZM84 115V116H85ZM203 115V114H202ZM259 115V114H258ZM257 115V116H258ZM62 116V117H64ZM68 116V115H67ZM79 116V114H78ZM81 116V115H80ZM105 116V115H104ZM212 116V115H211ZM214 116V115H213ZM256 116V117H257ZM263 116V115H262ZM47 117V116H46ZM52 117V116H51ZM86 117H82L81 119L84 120V118ZM91 116H89L90 118ZM93 117V116H92ZM250 117V116H249ZM255 117V118H256ZM26 118L27 122L29 123V129L30 131H26L25 129H22V128H19V127H15V124H17L18 122H20V120ZM45 118V117H44ZM49 118V117H48ZM47 118V119H48ZM105 118V117H104ZM226 118V117H225ZM253 117H251L250 119H252ZM72 119V118H71ZM76 119V118H75ZM108 119V118H107ZM206 119V118H205ZM212 119V118H211ZM227 119V118H226ZM254 119V118H253ZM58 120V119H57ZM80 120V119H79ZM111 120V119H110ZM117 120V119H116ZM259 121H255V122H260V118L258 119ZM264 120V119H263ZM262 120V121H263ZM48 121V120H47ZM45 120L42 121L41 124L47 126V125H50V124H47ZM55 121V120H53ZM73 122V120H71ZM69 121V122H71ZM94 121V120H93ZM112 121V120H111ZM110 121V122H111ZM119 121V120H118ZM115 124V126H117V131L119 130L120 131V128H121V124L120 122H118ZM253 123H254V120H252ZM50 122V121H49ZM48 122V123H49ZM52 122V121H51ZM82 122V121H80ZM89 122V121H87ZM109 122V121H107ZM179 122V121H177ZM176 122V124H177ZM61 123V121H60ZM90 123V122H89ZM88 123V124H89ZM92 123V122H91ZM252 123V122H251ZM249 123V124H251ZM64 124V123H63ZM66 124V123H65ZM69 124V123H67ZM67 124H66V127H67ZM71 124V123H70ZM78 124V123H77ZM86 128L87 125L85 123H82ZM106 124V123H105ZM112 124V123H111ZM238 124V123H237ZM39 125V126H38ZM59 125V124H58ZM108 125V124H107ZM178 125V124H177ZM181 125V124H180ZM247 125V124H246ZM255 125V123H254ZM257 125V123H256ZM259 125V123H258ZM262 125V124H261ZM260 125V126H261ZM62 126V124H61ZM72 126V125H71ZM76 126V125H75ZM95 125H93L94 127ZM249 126V125H247ZM253 125H250L249 127H251ZM259 126V128H260ZM63 127V126H62ZM61 127V128H62ZM65 127V128H66ZM92 127V126H91ZM108 127V126H107ZM244 125H239L237 126L236 128V132H239L241 131V128L243 129ZM64 128V127H63ZM74 128V127H72ZM247 128V127H246ZM77 129V128H76ZM91 129V128H90ZM104 129V128H103ZM106 129V127H105ZM112 129V127H111ZM263 129V128H262ZM262 129H259L261 130L262 132ZM83 130V129H82ZM81 130V131H82ZM96 130V128H95ZM94 130V131H95ZM108 130V129H107ZM158 130V131H159ZM200 130V129H199ZM225 130L228 131V129L226 128ZM233 130V129H232ZM244 130V129H243ZM62 131V130H61ZM109 131V130H108ZM108 131H102V133H104V135L108 136ZM151 131V129H150ZM153 131V130H152ZM202 131V130H201ZM200 131V132H201ZM229 131H231V129H229ZM245 131V130H244ZM242 131V132H244ZM44 132H45V135H44ZM113 132V131H112ZM115 132V130H114ZM184 132V131H183ZM197 132V131H196ZM196 132L193 131V135H195L196 137H199V135L197 136L196 135ZM199 132V131H198ZM255 132H256V128H255ZM73 133V132H72ZM89 133V132H88ZM130 134L131 136L134 135V134ZM156 133V131H155ZM161 133V132H160ZM260 133V131H259ZM264 133V131H263ZM262 133V134H263ZM57 134L59 135L60 133L57 132ZM63 134H65L63 132ZM129 134V133H127ZM154 134V132H153ZM204 134V132H203ZM40 136L42 135L41 137H37L38 139L32 141L31 143H34V144H31L30 142L28 144H25L23 143L22 145V148L21 147H17L15 141L19 144V139L23 140L22 137H28L30 138L29 136L31 137H35V136ZM92 135V134H91ZM257 135V134H256ZM264 135V134H263ZM10 136L12 138H14V142L10 141ZM57 136V135H56ZM61 136V135H59ZM80 136V135H79ZM94 136V134H93ZM102 136V135H100ZM99 136V137H100ZM154 136V135H153ZM162 136V135H161ZM165 136V134H163V137ZM261 136V134H260ZM58 137V136H57ZM73 137V136H72ZM97 137V136H96ZM95 137V138H96ZM171 137V136H170ZM255 137V135H254ZM77 138V137H76ZM105 138V137H104ZM257 138H259V136H256V140ZM264 138V136H263ZM84 139V138H83ZM93 139V138H92ZM106 139V138H105ZM112 139V138H111ZM196 139V138H195ZM198 139V138H197ZM200 139V138H199ZM250 139V138H248ZM75 141V139H72ZM95 140V139H94ZM99 140V139H97ZM102 140V139H101ZM100 140V141H101ZM157 140V139H156ZM253 140V138L251 139V141ZM260 140V138H259ZM38 141L39 143L41 144V146L39 147L38 146ZM78 141V140H77ZM75 141V142H77ZM199 141V140H197ZM255 141V140H254ZM258 141V140H257ZM256 141V143H258ZM43 142H45L43 144ZM107 142V141H106ZM184 142V146L183 147H186L189 146L190 149L192 150V146L190 144H188L187 142L183 141ZM240 142V141H239ZM248 143V140L246 141ZM261 142V141H260ZM259 142V143H260ZM50 143V141H49ZM152 143V142H151ZM157 143V142H155ZM251 143V142H250ZM264 143V142H263ZM263 143H260V144H263ZM48 144V143H47ZM77 144V143H75ZM186 144V145H185ZM212 144V143H211ZM224 144V143H223ZM74 145V144H73ZM72 145V141H71V147H74ZM122 145V144H121ZM153 145V144H151ZM207 145V144H206ZM252 145V144H251ZM264 145V144H263ZM77 146V145H76ZM80 146V145H79ZM126 146V145H125ZM150 146V145H149ZM204 146V145H203ZM261 146V145H260ZM47 148H50L46 145ZM46 147H44L46 149ZM127 147V146H126ZM151 147V146H150ZM156 147V145H155ZM114 148V147H113ZM112 148V149H113ZM187 148V147H186ZM201 147L195 149V154L198 155V157L200 158L201 162H203L205 159H207L206 157V150L207 148H203V149H200ZM251 150L252 149V146H250ZM35 151L34 152V157L32 156L29 157V154L27 153V151ZM80 149V148H78ZM77 149V150H78ZM82 149V148H81ZM84 149V148H83ZM157 149V147H156ZM161 150L160 153H164L166 152V149L163 147V148H158ZM189 149V151H191ZM43 150V149H42ZM52 150V149H51ZM49 150V151H51ZM126 150V149H125ZM146 150V149H145ZM258 150V149H257ZM41 151V150H40ZM131 151V150H130ZM78 153L76 152V148H69L68 150V153L66 155H70L72 153ZM121 152V150L119 151ZM148 152V150H147ZM33 154V152H30ZM43 153V151H42ZM40 153V154H42ZM112 153V152H111ZM130 153V152H129ZM175 153V152H174ZM173 153V154H174ZM261 153V152H260ZM38 154V156L40 155ZM44 154V153H43ZM45 154H48V153H45ZM50 154H57L58 157L62 156L61 154L59 153H52L50 152ZM115 154V153H114ZM113 154V155H114ZM122 154V153H121ZM256 154V153H255ZM116 155V154H115ZM136 155H137V152H136ZM264 155V154H263ZM43 156V155H42ZM48 156V155H47ZM112 156V155H110ZM133 156V155H132ZM161 156V155H160ZM258 156V152H257V155H255L254 157ZM41 157V156H39ZM44 157V156H43ZM53 157V156H52ZM63 157V156H62ZM107 157V156H106ZM113 157V156H112ZM115 157V156H114ZM184 157V156H183ZM225 157V156H223ZM252 157V155H251ZM29 158H31L32 160L33 159H36L33 160V164H30L28 163L30 160H28ZM102 158V157H101ZM111 158V157H110ZM126 158V157H125ZM258 158H260L258 156ZM44 159V158H43ZM50 159V158H49ZM120 159V158H119ZM250 159V158H249ZM252 159V158H251ZM261 159V158H260ZM46 160V158H45ZM48 160V159H47ZM46 160V161H47ZM109 160V157L107 159V161ZM117 160V159H116ZM130 160V159H129ZM226 160L228 159H223L222 160V164L225 165V164H229L228 161L226 163ZM43 161V160H42ZM41 161V162H42ZM180 161V160H179ZM241 161V160H240ZM243 161V165L241 166L242 169L245 170V172L249 173L253 179H256L257 181L259 182H262L264 184V174L262 173V166L257 163L255 161V163H246L245 160H242ZM241 161V163H242ZM251 161V160H250ZM47 162H51V161H47ZM138 162V161H137ZM136 163V161H135ZM164 163V162H163ZM231 163V162H230ZM240 163V164H241ZM41 164V163H40ZM46 164V163H45ZM52 164V163H51ZM120 164V163H119ZM137 164V163H136ZM140 164V163H138ZM148 164V163H147ZM42 165V164H41ZM53 165V164H52ZM51 165V166H52ZM121 165V164H120ZM142 165V164H140ZM139 165V167H141ZM222 165V166H223ZM50 166V165H48ZM47 166V167H48ZM50 166V167H51ZM117 166L118 163H117ZM128 166V165H127ZM143 166V165H142ZM148 166V165H147ZM186 166V165H185ZM230 165L226 166L225 169L226 171H223V173L225 174H228V176H235V173L237 172H234L232 171V168L234 167H229ZM38 167V166H37ZM46 167V166H45ZM46 167V169H47ZM104 167V166H103ZM107 167V166H106ZM138 167V166H137ZM49 168V167H48ZM119 168V167H118ZM117 168V169H118ZM120 168H122L120 166ZM119 168V169H120ZM231 168V169H229ZM256 168L259 169V172L256 171ZM42 169V170H41ZM108 169V168H107ZM118 169V170H119ZM127 170V171H130L134 174V177L131 178V177H126V180L128 179V183L130 182L131 185H133L135 188H137V190H139L140 192H143L144 194H150L152 195L151 193H154V195L152 196H155L157 197V200L158 198L161 200H163L162 202H164V198L163 195H160L158 193V191L155 189V188H151V187H148L145 185L146 183V179L144 178V174H142V176H140V173H138L136 170L137 168L133 169H127V168H123V170ZM138 169H141V168H138ZM144 170V168H142ZM141 169V170H142ZM146 169V168H145ZM236 170V168H234ZM41 170V171H40ZM142 170V171H143ZM223 170V169H222ZM230 170V171H229ZM26 171L29 172V174H32V177H27V174H26ZM147 171V170H146ZM229 171V172H228ZM120 172H122V169H120ZM144 172V171H143ZM91 173V172H90ZM95 173V172H94ZM230 173V174H229ZM56 174V173H55ZM113 174V173H112ZM214 174V173H213ZM238 174V173H237ZM236 174V175H237ZM26 177H25V176ZM61 175V174H60ZM91 175V174H90ZM171 175V174H170ZM194 175V174H193ZM216 175V173H215ZM214 175V176H215ZM221 177L219 178L218 177V182L215 184L214 181H212V175L211 176H206V175H201L200 174V177L202 179V185H205L206 186V189L210 192L213 193V195L217 194V196H225L228 194V190L227 188L230 187L231 189H236V185L233 183L234 181H231L230 183H228L224 178V174H220ZM218 175V176H220ZM96 176V175H95ZM168 176V175H167ZM188 176V175H187ZM238 178L240 176V174L237 175ZM45 177V178H44ZM64 177V176H63ZM62 177V178H63ZM108 177V176H107ZM125 177V176H124ZM192 177L191 176H188V178ZM199 178V176H197ZM243 177V176H242ZM54 178V176H53ZM52 178V179H53ZM91 178V177H90ZM96 178V177H95ZM94 178V179H95ZM114 178V177H113ZM155 178V177H153ZM215 178V177H214ZM93 179V178H92ZM93 179V182L89 179V180H79L76 188L79 189L80 191H83L86 189V187L92 183L94 184L96 182V179L94 180ZM122 179H123V176H122ZM121 181H124L122 180ZM186 179V178H185ZM227 179V178H226ZM232 177H230L229 180H231ZM236 176H235V180H236ZM240 179V178H239ZM2 180V182H1ZM66 180V179H65ZM160 180V179H159ZM183 180V179H182ZM216 180V179H215ZM63 181V180H62ZM71 180H69L70 182ZM112 181V180H111ZM153 181L156 182V180L154 179ZM238 181V180H237ZM251 181V180H250ZM248 181V182H250ZM61 182V181H60ZM72 182V181H71ZM154 182V183H155ZM161 182V180L159 181V183ZM164 182V181H163ZM67 183V182H66ZM40 184V185H39ZM63 184V183H62ZM71 184V183H70ZM91 184V186H92ZM101 184V183H100ZM99 184V185H100ZM157 184V182H156ZM214 186H213V185ZM98 185V184H97ZM94 184V187L97 186ZM98 185V186H99ZM126 185V184H125ZM249 185V184H248ZM53 186V187H54ZM62 186V185H61ZM67 185H65L66 187ZM72 186V185H71ZM73 186H75L73 184ZM101 186V185H100ZM129 186V185H128ZM251 188H254V186L252 185V181L249 185ZM49 187V186H48ZM52 187V188H53ZM69 187V186H68ZM67 187V188H68ZM131 187V186H130ZM133 187V188H134ZM180 187V186H179ZM183 187V186H182ZM191 187V186H190ZM215 187V188H214ZM51 188V187H50ZM64 188V187H63ZM66 188V189H67ZM72 188V187H71ZM99 188V187H98ZM101 188V187H100ZM134 188V189H135ZM250 188V189H251ZM44 189V190H43ZM94 189V188H93ZM133 189V190H134ZM179 189V188H178ZM190 188H188L189 190ZM51 190V189H50ZM63 190V189H62ZM70 190V189H69ZM87 190H88V187H87ZM91 190V189H90ZM152 190V191H151ZM180 190V189H179ZM183 190V189H182ZM194 190V189H193ZM192 188H191V191H193ZM196 190V189H195ZM195 190L193 192H195ZM252 190V189H251ZM44 191V192H43ZM53 191V189L51 190ZM60 192H57L58 195L59 193H61V195H64L65 193L67 192H64V194H62L61 190H59ZM72 191V190H71ZM70 191V194L72 193ZM92 191V190H91ZM94 191V190H93ZM98 191V190H97ZM95 191V192H97ZM178 191V190H177ZM177 191L176 192H173L171 193V195H175V193L177 194ZM190 191V190H189ZM198 191V190H196ZM47 192L49 193V190H47ZM46 192V193H47ZM90 191H88L89 193ZM179 192V191H178ZM192 192V193H193ZM76 193V192H75ZM81 193V192H80ZM125 193V192H124ZM138 193V192H137ZM41 194V197H42V200H41V203L39 204V201H37V197ZM69 194V196H70ZM74 194V193H72ZM78 194V193H77ZM113 194V193H112ZM127 194V193H126ZM179 194V193H178ZM195 194V193H194ZM59 195V196H61ZM86 195V194H85ZM92 195V194H90ZM96 195V194H94ZM129 195V193H128ZM140 195V194H139ZM181 195V193H180ZM179 195V196H180ZM66 196V195H65ZM68 196V197H69ZM88 196V195H86ZM177 196V195H176ZM178 196V197H179ZM62 197V196H61ZM67 197V196H66ZM72 197V196H71ZM75 197V196H74ZM74 201L72 202H75L77 199L76 197L74 198ZM80 197H82V201L84 198L83 196L81 195ZM91 197V198H90ZM95 197V196H94ZM133 198V196H131ZM166 197V196H165ZM170 197V195H169ZM167 197V198H169ZM199 197V195H198ZM197 197V198H198ZM58 198V197H57ZM90 200L93 198L92 196H89L88 198H86L87 202L86 204H88V200ZM171 198V197H170ZM175 198V197H174ZM186 198V197H185ZM189 198V197H188ZM200 198V197H199ZM53 199V197H52ZM70 199V198H69ZM95 199V198H94ZM99 199V198H98ZM129 199V198H128ZM127 199V200H128ZM131 199V198H130ZM134 199V198H133ZM195 199V198H194ZM67 200V199H66ZM79 200V198L77 199V201ZM89 200V202H90ZM136 201V199H134ZM133 200V201H134ZM177 200V198H176ZM175 200V201H176ZM201 200V199H200ZM203 200V199H202ZM201 200V201H202ZM206 200V199H205ZM204 200V201H205ZM32 201V203L34 204V207L32 206L33 204L30 202ZM61 201V200H60ZM59 201V202H60ZM64 202H67L65 200H62ZM95 201V200H94ZM103 201V200H102ZM138 201V200H137ZM137 201L135 202L136 205L138 207H136V209L139 208L140 204L141 203H137ZM169 201V200H168ZM84 202V201H83ZM141 202V201H140ZM156 202V200H155ZM167 202V201H166ZM170 202V201H169ZM186 202V201H185ZM195 202V201H194ZM208 202V199L207 201ZM206 202H205V205H206ZM210 202V201H209ZM58 203V202H56ZM70 203V202H68ZM93 203V201L91 202V204ZM118 203V202H117ZM131 203V202H130ZM158 203V202H157ZM156 203V204H157ZM177 203V202H175ZM196 203V202H195ZM61 204V203H60ZM75 204V203H74ZM80 204V203H79ZM82 204V203H81ZM93 204H97V202L93 203ZM122 204V203H121ZM132 204V203H131ZM130 204V205H131ZM134 204V203H133ZM132 204V206H133ZM162 204V203H161ZM165 204V202H164ZM170 204V203H169ZM212 204V203H210ZM56 205V204H55ZM90 205V204H89ZM89 205H88V208H89ZM99 205V204H97ZM129 205V204H128ZM171 205V204H170ZM202 205V204H201ZM58 206V205H57ZM75 206H77L75 204ZM81 206V205H80ZM91 208L94 207V205H90ZM114 206H117L114 205ZM118 206H120V203H118ZM122 209H120V211L118 210L119 208H117L115 213V217H117L118 215L120 214H123L122 211H126L125 209L127 208L126 207V204L125 206L122 205ZM142 206V205H141ZM154 206V205H153ZM152 206V207H153ZM178 206V205H177ZM210 206V205H209ZM65 207V205H64ZM99 206H97L98 208ZM103 207V206H102ZM159 207V206H158ZM167 207V206H166ZM181 207V206H180ZM200 207V206H199ZM60 208V207H59ZM58 208V209H59ZM68 208V207H67ZM82 208V207H81ZM96 208V209H97ZM110 208V206H109ZM108 208V209H109ZM114 208V207H113ZM111 207V209H113ZM116 208V207H115ZM125 208V209H124ZM163 208V207H162ZM198 208V207H197ZM203 210H204V214L203 216H207V213L209 212H212L210 211V208L211 207H208V203L206 206H203L201 207ZM199 208V209H201ZM55 209V210H54ZM64 209V208H63ZM71 210V206L70 208H68V210ZM75 209V208H74ZM95 210V208H93ZM136 209H134L133 211H135ZM140 209V208H139ZM155 209V208H154ZM164 209V208H163ZM216 209V208H215ZM66 210V208L64 209ZM76 210H77V207H76ZM82 210V209H81ZM89 210V209H88ZM115 211V209H113ZM128 210V209H127ZM153 210V209H152ZM176 210V209H175ZM186 210V209H185ZM190 210V209H189ZM195 210V208H194ZM198 210V209H197ZM217 210V209H216ZM63 211V210H62ZM86 211V210H85ZM96 211V210H95ZM105 211V210H104ZM107 211V210H106ZM123 211V212H124ZM132 211V210H131ZM132 211V212H133ZM138 211V210H137ZM187 211V210H186ZM199 211H202V210H199ZM56 212V211H55ZM61 212V211H60ZM67 212V210L65 211ZM77 212V211H76ZM89 212V211H88ZM98 212V211H97ZM110 212V211H109ZM121 212V213H120ZM157 211H155L156 213ZM62 213V212H61ZM64 213V211H63ZM81 213V212H80ZM113 213V212H112ZM126 213V212H125ZM128 213V212H127ZM126 213V215H127ZM183 213V212H181ZM197 213V212H196ZM195 213V214H196ZM67 214H70L67 212ZM101 214V213H100ZM128 214H131L130 212ZM158 214V213H157ZM155 214V215H157ZM168 214V213H166ZM194 214V213H193ZM62 215V214H61ZM71 215V214H70ZM69 215V216H70ZM72 215L74 217L75 214H73L72 212ZM78 215V214H76ZM94 215V214H93ZM98 215V214H96ZM142 215V214H141ZM163 215V214H162ZM184 215V214H183ZM190 215V214H189ZM67 216V215H66ZM65 216V217H66ZM81 216H83L81 214ZM106 216V215H105ZM109 216H111V214H109ZM164 216V215H163ZM103 217V216H102ZM107 217V216H106ZM112 217V216H111ZM122 217V216H121ZM131 217V216H130ZM191 217V216H190ZM258 217V218H257ZM86 218V217H84ZM90 218V217H89ZM105 218V217H104ZM123 218V217H122ZM129 218V217H127ZM126 218V219H127ZM142 218V216H141ZM158 218V217H157ZM156 218V219H157ZM189 218V217H188ZM187 218V220H188ZM64 219V218H63ZM76 219V217H75ZM112 219V218H110ZM118 219V217H117ZM119 219H120V216H119ZM199 219V218H198ZM69 219H67L68 221ZM85 220V219H83ZM87 220V219H86ZM90 220V219H89ZM88 220V221H89ZM100 220V218H99ZM107 220V219H106ZM105 220V221H106ZM116 220V218H115ZM159 220V219H158ZM176 220V219H175ZM186 220V221H187ZM195 220V219H194ZM201 220V219H200ZM198 220V221H200ZM260 220V221H258ZM70 221V220H69ZM68 221V222H69ZM78 222V220H76ZM82 221V220H81ZM118 221V220H117ZM116 221V222H117ZM185 221V220H184ZM190 221V220H189ZM72 222H75V221H72ZM77 222H75L77 224ZM98 222V221H96ZM158 222V221H157ZM181 222V221H180ZM193 222V221H192ZM192 222L190 221V223L192 224ZM208 222V221H206ZM255 222V223H254ZM107 223V222H106ZM109 223V222H108ZM113 223V222H112ZM118 223V222H117ZM148 223V221H147ZM152 223V221H151ZM198 223V222H197ZM203 223V222H202ZM201 223V224H202ZM59 224V225H58ZM80 224V225H81ZM111 224V223H110ZM122 224V223H121ZM156 224V223H155ZM187 223H185L186 225ZM200 224V223H199ZM210 224V223H209ZM58 225V226H57ZM75 225V224H73ZM79 225V226H80ZM117 225V224H116ZM153 225V223H152ZM151 225V226H152ZM157 225V224H156ZM193 225V224H192ZM214 225V224H213ZM229 225V224H228ZM231 225V224H230ZM233 225V224H232ZM78 226V225H77ZM100 226V225H99ZM98 226V227H99ZM120 226V225H119ZM196 226V225H195ZM76 227V225H75ZM113 227V226H112ZM110 226V228H112ZM153 227V226H152ZM155 227V226H154ZM187 227L189 228L190 225ZM235 227H237L235 225ZM244 227L247 228V232L250 231V233L252 234V229L250 227H253V235L254 234H260L263 238H264V232H262V230L264 231V218H261V216H258V214H256L255 216H248V217H245L244 218ZM78 228V227H77ZM151 228V227H150ZM157 226L155 227V229H153V231H157ZM187 228V229H188ZM191 228V227H190ZM196 230L198 227H195ZM193 228V229H195ZM240 228V227H239ZM250 228V229H249ZM116 229V228H115ZM118 229V228H117ZM132 229V231H130ZM192 229V228H191ZM212 229V228H211ZM210 229V230H211ZM244 229V228H243ZM103 230V228L101 229ZM190 229H188L189 231ZM213 230V229H212ZM241 230V229H240ZM152 231V230H151ZM187 231V230H186ZM199 231V229L197 230ZM106 232V231H105ZM190 234L193 232L192 230L189 231ZM188 232V233H189ZM246 232V233H247ZM112 233V232H111ZM140 234V236H143V239L141 238V240H139V238H137L135 236V234ZM149 236L150 234H153L152 232H148ZM178 233V232H176ZM198 234H201L200 232H197ZM204 233V232H203ZM202 233V234H203ZM120 234V233H119ZM117 234V235H119ZM120 234V235H121ZM156 234V233H155ZM193 236L195 234H192ZM95 236L97 237L98 240H95ZM148 236V237H149ZM153 237V235H151ZM150 236V237H151ZM191 236V235H190ZM88 237L89 240L86 238ZM152 237L150 238L152 240ZM155 237H158L157 235ZM197 237V235H195V238ZM193 238V237H192ZM91 239H94L95 241L99 242L101 246H97L95 245ZM157 239V238H156ZM158 239V240H159ZM195 240V239H194ZM249 240V239H248ZM189 241V239L187 240ZM260 241V240H259ZM259 241H257L259 243ZM192 242V241H190ZM189 242V244H190ZM194 242V241H193ZM256 243V242H255ZM188 244V245H189ZM245 244V243H244ZM249 244V243H248ZM191 245V244H190ZM196 245V243H195ZM193 245V246H195ZM243 246V244L241 245ZM262 247V246H261ZM102 248L104 251V253H107V254H104L106 256H104L102 254ZM193 248V247H192ZM195 248V247H194ZM193 248V249H194ZM196 249L197 246H196ZM101 250V251H100ZM175 250V249H174ZM244 250L245 254L242 252ZM264 250V249H263ZM60 253L62 252V255L59 259V261H55L53 259V254L54 252H57V253ZM205 251V250H203ZM207 251V250H206ZM205 251V252H206ZM209 251V250H208ZM207 251V252H208ZM257 251H258V248H257ZM8 252V253H7ZM114 252V251H113ZM174 252V251H173ZM200 252V251H199ZM202 252V251H201ZM212 252V251H211ZM210 252V253H211ZM228 252V251H226ZM231 252V251H230ZM229 252V253H230ZM236 252V254H234ZM257 253L256 250L254 249V247H251V246H247L245 245V248L243 249V247H237L236 250L232 253H230L231 255L234 254L235 256H230L231 258H229L231 260V262L233 264H239L242 257H246V254L248 255L249 253ZM70 253V255L68 254ZM112 254V251L110 252ZM152 253H154L155 255L158 256L159 260H156V262L153 261V259L151 258L152 257ZM166 253V254H165ZM171 253V252H170ZM252 253V255H253ZM259 253H262L261 249H260V252ZM254 254V255H255ZM58 254L54 255V256H57ZM113 255V254H112ZM110 255V256H112ZM166 255V256H165ZM182 256V254H180ZM178 255V256H180ZM204 255V253H203ZM228 255V254H227ZM253 255V256H254ZM151 256V257H150ZM156 256V257H157ZM184 256V255H183ZM207 256V255H206ZM252 256V257H253ZM259 256V255H258ZM205 257V256H204ZM248 257V256H247ZM251 257V256H250ZM248 257V259L250 258ZM262 257V255H261ZM58 258V256H57ZM169 258V257H168ZM208 258V257H207ZM221 258V257H220ZM260 258V257H259ZM183 259V257H182ZM184 259H186V257L184 256ZM222 259V258H221ZM224 259V258H223ZM247 259V258H246ZM261 260V263H264V258L260 259ZM259 260V261H260ZM117 261V259H116ZM183 261H188L191 263L192 260H189L187 258V260H183ZM221 261V260H220ZM115 262V261H113ZM182 262V261H181ZM187 262V264H188ZM219 262V261H218ZM226 262V261H225ZM236 262V263H234ZM238 262V263H237ZM224 263V262H223ZM118 264V263H117ZM183 264V262H182ZM217 264V263H216ZM219 264V263H218Z\"/></svg>",
  "mask_w": 264,
  "mask_h": 264
},
{
  "label": "snow or ice",
  "instance_id": "snow-or-ice-1",
  "mask_svg": "<svg viewBox=\"0 0 264 264\" xmlns=\"http://www.w3.org/2000/svg\"><path fill=\"white\" fill-rule=\"evenodd\" d=\"M156 2L159 7V19L156 21L152 33L148 36L147 42L142 41L141 35L139 34L145 0H136L132 19L135 27L126 29L121 33V35L130 34V39L138 46L137 51L128 53L130 58L135 61L136 67L130 70L113 68L100 61L88 59L87 62L89 64L99 65L100 68L109 70L111 74L101 72L97 76L93 69L90 75L78 78L82 81L80 91L76 92L72 90L73 95H83L85 101L102 99L107 109L106 114L112 119H119L121 132L124 130L123 112L126 106H132L133 111L135 113H141L142 117H147L151 114V123L153 124L157 123V117H159L162 123H166L164 108L165 106H171L185 117V123L181 125L182 128L191 129L194 125L200 126L207 124L208 128L213 130L207 133V135H214L216 126L210 121H206L181 95L185 88L190 89L193 85V80L188 79L186 73H181L176 67L169 66L163 75L151 73L146 79L139 80L136 78V68L143 66L145 58H154L155 46L159 43L163 35L159 29L167 12L166 0H156ZM24 3L25 0H0V104H3L6 99L7 81L18 78L27 81L29 76L34 74L30 66L25 67L34 49L30 47L16 49L13 47L17 38V26L21 19V9ZM90 3L103 11L101 6L95 3V0H90ZM238 4L239 12L248 25V41L251 42L253 37L251 9L245 6V0H238ZM253 4H255V0H253ZM33 11H35V8H33ZM104 14L107 15V13ZM191 14V9L189 8L188 15L191 16ZM113 22L123 27L119 19L113 18ZM28 30L32 31V28L29 27ZM34 59L38 60V57ZM84 59L85 57L82 56L67 54V59L60 66V77L63 79L67 75V66L72 60ZM72 75L74 77L76 76L75 73H72ZM200 83H203V78H201ZM93 93H95V96L92 95ZM207 135L203 134L202 130L201 139L206 144L209 143ZM224 136L228 137L229 141H231L227 130L224 131ZM115 139L114 136L112 140L106 143L101 141L100 145H92V158L88 164V169H91L93 165L101 160L102 149L113 144ZM231 151H236L235 144H232ZM180 152L185 163L191 169V173L196 174L198 171L197 168L191 165L186 157H183L182 150ZM237 159H239V156H237Z\"/></svg>",
  "mask_w": 264,
  "mask_h": 264
}]
</instances>
